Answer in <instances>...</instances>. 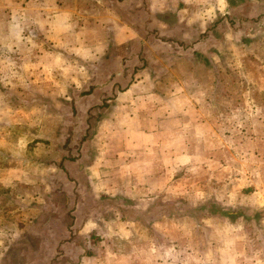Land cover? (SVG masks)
I'll return each instance as SVG.
<instances>
[{"label":"rangeland","instance_id":"rangeland-1","mask_svg":"<svg viewBox=\"0 0 264 264\" xmlns=\"http://www.w3.org/2000/svg\"><path fill=\"white\" fill-rule=\"evenodd\" d=\"M0 180V264H264V0H0Z\"/></svg>","mask_w":264,"mask_h":264},{"label":"crops","instance_id":"crops-1","mask_svg":"<svg viewBox=\"0 0 264 264\" xmlns=\"http://www.w3.org/2000/svg\"><path fill=\"white\" fill-rule=\"evenodd\" d=\"M165 12L174 13L172 11H163V10H161V11L157 12V13H159L158 15H159L160 20L163 23H170L171 22V24H173L172 21H171V19L174 18V15L173 14H170V13H165ZM170 17H171V19L169 20L168 18H170ZM129 92H131V88L130 87L128 89H126L125 91H123L124 94H127ZM10 171H11L10 173L16 172L15 169H14V166L10 167ZM12 182L14 184L17 183L15 181H12ZM0 185H5V182L0 180Z\"/></svg>","mask_w":264,"mask_h":264}]
</instances>
